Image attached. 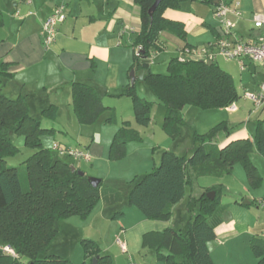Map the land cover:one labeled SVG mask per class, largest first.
<instances>
[{
	"label": "trees",
	"instance_id": "obj_1",
	"mask_svg": "<svg viewBox=\"0 0 264 264\" xmlns=\"http://www.w3.org/2000/svg\"><path fill=\"white\" fill-rule=\"evenodd\" d=\"M141 8V29L135 39V55L132 69H141L144 61L151 62L152 54L160 51L157 45L159 33L168 31L185 39L181 22L167 19L168 8L191 11L193 2L214 4L215 0H135ZM221 3V2H220ZM140 49L136 51V47ZM166 74L154 73L149 67L143 81L153 91L166 109L165 132L176 138L180 125L184 124L183 109L187 105L202 109H221L233 105L239 98L235 80L217 61L207 64L204 60L171 57ZM131 69V70H132ZM11 77L6 65L0 72V264H73L69 259L48 254L53 239L59 233L62 219L71 216L86 217L95 205L102 201L105 208L123 201L122 192L113 188L93 187L89 177L69 160L62 158L52 148L45 147L42 138L55 133L54 128L42 126L41 117L55 120L58 106L45 107L40 115L31 113L25 96L10 97L4 87ZM137 82V81H136ZM136 82L127 86L124 95L133 99L135 118L139 125L151 122L148 101L136 93ZM72 105L78 120L92 122L106 109L94 86L84 82L71 84ZM264 110V104L261 107ZM259 120L256 134L251 138H238L224 146L216 138L232 134L234 124L221 123L209 133L195 135V147L191 156H178L164 150L159 164L135 180L128 193V204L137 207L147 218L169 220L173 208L193 190L194 179L202 174L230 173L236 163H242L249 180L259 183L261 175L252 161L256 149L264 155V129ZM14 135L24 136L25 146L34 149L21 167L9 166L7 158L16 156L20 149ZM140 139L127 124L115 134L110 147L114 158L124 155L125 145ZM69 157V156H67ZM71 158V157H69ZM23 171V177L21 175ZM82 171V170H81ZM214 191L213 199L207 196ZM222 194L216 186L204 193L191 196L199 205L198 212L187 222L184 232L166 228L162 232H150L144 236V245L158 249V259L167 264H215L209 243L216 239V228L223 223L218 213ZM124 211H116L113 219H121ZM85 261L96 258V264H112L97 242L84 239ZM11 246L17 257L3 251ZM258 264H264V239L255 235L250 242ZM165 249L166 251H164Z\"/></svg>",
	"mask_w": 264,
	"mask_h": 264
},
{
	"label": "crops",
	"instance_id": "obj_2",
	"mask_svg": "<svg viewBox=\"0 0 264 264\" xmlns=\"http://www.w3.org/2000/svg\"><path fill=\"white\" fill-rule=\"evenodd\" d=\"M220 2L232 5L239 2L241 16H230L235 22L237 36L247 40L260 33L254 27V16L264 13V0H215L212 5L193 2L190 12L168 8L164 16L181 22L186 37L182 39L171 32L161 31L157 41L161 50L152 54L150 66L163 56L165 60H169L171 57L186 55L185 50H200L214 44L220 32L214 10ZM61 3L67 6V18L59 24L55 42L45 47L42 41L43 22L55 6ZM140 13L141 8L135 0H0V72L6 65V71L11 74L4 91H8L10 97L25 96L31 113L36 116L51 104L58 106V115L59 104H72L73 82L88 83L98 93L101 90L105 92V95H124L134 63V42L141 29ZM170 44L176 50L175 56H169ZM233 62L240 73L248 72V75L254 77L260 74L264 76V69L260 65L248 63L242 71L238 63ZM225 70L233 75L229 69ZM244 89L247 90L246 87ZM245 134L246 132H236L234 136L245 138ZM45 140L46 142L42 138L43 144L48 148L55 143L51 135ZM88 152L91 159L92 153H98V150L90 144ZM190 191L188 194L186 190L185 197L175 205L169 220H149L150 218L141 216L134 236L132 231L138 224L124 228L123 235L128 247L123 250L124 253H129L130 243L138 245L136 250H139L147 233L162 232L166 228L177 230L175 219H179L185 209L190 211L192 204L199 210L198 203L190 197H198L201 193L194 188ZM254 200L259 208L264 209V197ZM101 202L97 205H102L104 212L111 208H105ZM245 204H233V217L227 221L223 219V223L216 228L217 237L214 241L218 242L215 248L211 247L212 241L209 243L215 264H224L220 258L238 235L248 234L250 238L262 236L264 220L253 215ZM176 213H179L177 218ZM126 214L124 211L123 217ZM185 220L186 230L188 220ZM110 248L103 249V252L109 254ZM132 258L129 255L130 261ZM131 262L138 264L134 260ZM240 264H258V258L249 254V258Z\"/></svg>",
	"mask_w": 264,
	"mask_h": 264
},
{
	"label": "rangeland",
	"instance_id": "obj_3",
	"mask_svg": "<svg viewBox=\"0 0 264 264\" xmlns=\"http://www.w3.org/2000/svg\"><path fill=\"white\" fill-rule=\"evenodd\" d=\"M169 48V56H175V48L171 44ZM163 57L150 66L152 72L162 74L168 72L169 60H165ZM217 62L233 74L240 94V98L234 105L239 111H230L227 108L202 109L187 105L183 109L185 123L180 125V132L176 138L170 137L165 132L166 109L158 103L156 95L142 79H137L136 93L142 98L153 102L150 107L152 119L148 126H141L137 123L132 97L127 95H105L102 90L98 94L106 109L92 122H80L73 105H69L67 102L59 104L60 112L55 120L43 118L41 122L43 127L57 129L51 135L55 141L54 144L84 151H88L90 144H93L98 153L93 152L90 160H75L67 156H62V158L79 167L88 177L100 178L102 187L120 190L123 196L122 202L106 209L105 212L101 207L102 205H97V203L86 217L76 215L62 219L59 225V233L50 244L48 254H56L69 259L73 264H81L85 261L83 241L84 239H90L97 242L102 249L112 247L109 249L112 264H129L133 260L138 264H167L165 260L158 259V249L156 247L144 245V238L139 250H136L138 245L135 246L130 243L128 254L124 253L119 243V241L122 242L125 248L128 249L123 229L138 224L132 231L134 236L136 230H138L137 227L140 225V217L145 218V215L137 207L129 205L127 201L128 193L134 181L159 164L164 150L173 151L181 157L184 155L191 156L195 147V135L209 133L221 123L234 124L232 128L234 133L228 136L222 134L217 137L216 143L220 146L238 139L239 136H234L236 132H246L244 136H247L245 138L253 137L256 134L259 120L262 121L261 126L264 129V110H261V108L256 109L252 100L244 96L246 93L258 92L264 82V76L260 74L254 77L248 75V72L240 73L235 62L226 61L223 58H219ZM4 93L11 96L6 90ZM126 124L138 133L140 139L128 142L125 145L124 155L120 158H114L110 154L111 143L116 132ZM45 139H49V135L43 136L44 142H46ZM14 142L20 151L16 156L7 158V163L9 166L21 167L22 163L35 150L25 146L24 136L22 135H14ZM252 161L261 175L259 183L256 184L249 180L242 163H236L230 173L221 175L202 174L194 179L193 188L201 194L213 186L220 189L222 197L218 213L226 221L233 217L231 206L237 202L241 205L246 203L245 206L250 208L253 215L264 220V209L259 208L254 200V198L264 197V155L254 149ZM22 173L21 170L23 177ZM190 190L191 188L188 187V194H190ZM189 210L185 209L179 219L177 218L179 213H176L175 218L177 219L175 220L177 222L175 225L177 231L184 232L185 219L188 220L192 214L195 215L198 212L194 204L189 207ZM116 211H126L127 214L121 219H113L112 214ZM231 234L229 235L231 236ZM251 239L252 236L250 238L248 234L235 237L229 244V249L222 254L221 262L224 264L245 262L249 258V254L251 256L254 254L250 246ZM133 241L135 243L134 238ZM217 242L212 241L211 247L213 249ZM129 255L133 257V260L128 259ZM86 264H93V261L88 260Z\"/></svg>",
	"mask_w": 264,
	"mask_h": 264
},
{
	"label": "built area",
	"instance_id": "obj_4",
	"mask_svg": "<svg viewBox=\"0 0 264 264\" xmlns=\"http://www.w3.org/2000/svg\"><path fill=\"white\" fill-rule=\"evenodd\" d=\"M241 10L239 2H234V5L228 2L219 3L214 10V16L219 22V35L211 46L198 49L185 50L186 56L192 59L204 61H216L223 58L227 61H236L239 68L243 71L248 63L260 65L264 69V13L254 16V27L260 30V33L252 38L244 40L235 33V22L230 16L240 17ZM67 18V6L61 3L55 6L52 13L44 20L42 25V41L45 47L51 46L56 39L58 26ZM140 49L136 47V51ZM184 57V56H182ZM152 60V57H151ZM151 63V62H150ZM246 98L251 99L256 109L261 108L264 104V82L261 84L260 90L253 94H245ZM230 111H235L237 108L233 104L227 107ZM53 150L61 156H69L72 159H87L90 160L88 151L64 147L59 144H54ZM264 239V232L262 234ZM122 249L125 251V245L120 242ZM3 251L7 254L17 257L14 249L9 246H3ZM130 264H136L131 262Z\"/></svg>",
	"mask_w": 264,
	"mask_h": 264
},
{
	"label": "water",
	"instance_id": "obj_5",
	"mask_svg": "<svg viewBox=\"0 0 264 264\" xmlns=\"http://www.w3.org/2000/svg\"><path fill=\"white\" fill-rule=\"evenodd\" d=\"M206 63L211 64L212 61L208 60V61H206ZM149 67H150V63H149V61L146 60L143 62L141 69H139L138 71H136L135 69H132L130 71V74H129L130 75V84L134 85V83L137 81V79L143 80L145 74L149 71ZM71 169H72V171H75L76 167L74 165H72ZM78 173L82 176L85 174V172H83L81 170H79ZM88 179H89V181L93 187H97L101 183L100 178L89 177ZM207 196L209 198L213 199L215 197V192L214 191L208 192ZM93 264H96V258L93 259Z\"/></svg>",
	"mask_w": 264,
	"mask_h": 264
}]
</instances>
